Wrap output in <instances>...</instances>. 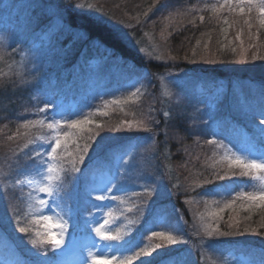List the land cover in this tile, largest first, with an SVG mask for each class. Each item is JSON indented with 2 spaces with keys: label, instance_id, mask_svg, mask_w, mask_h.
I'll return each instance as SVG.
<instances>
[{
  "label": "trees",
  "instance_id": "16d2710c",
  "mask_svg": "<svg viewBox=\"0 0 264 264\" xmlns=\"http://www.w3.org/2000/svg\"><path fill=\"white\" fill-rule=\"evenodd\" d=\"M56 4L65 22L84 26L87 39L72 41L50 13L31 10L34 2L10 6L15 14L12 28L2 30L11 36L0 54V239L10 251L34 262L51 261L59 254L51 228L45 220L37 226L21 199L28 194L25 179L37 160L36 152L26 153L24 144L65 139L58 166L68 202L77 207V237L94 232L86 223L98 209L89 190L101 160L113 162L117 154L112 152L132 139L137 161L127 173L117 168L115 177H123L124 185L138 184L130 207L125 206V218L134 222V230L121 237L126 250L105 260L108 264H123L141 249L145 251L132 264H264V202L240 195L264 192V181L257 178L264 170L234 162L237 147L264 150L259 126L264 107V0L97 1L99 8L115 12L116 22L130 27L127 31L140 32L146 24L161 56L133 46L100 9L99 14L91 6L80 9L72 0ZM23 13L32 19V34L25 39L14 31L23 23L18 16ZM37 48L46 52L39 55ZM107 57L120 60L123 75L96 72L95 65ZM133 76L136 80L129 82ZM57 121L56 128L48 127ZM72 121L81 124L73 128ZM125 122L139 125L125 132ZM113 137L118 140L93 152ZM86 143L89 150L80 163L79 149ZM6 173L16 179L9 181ZM138 176L152 185L160 180L159 189L141 187ZM9 206L16 212L12 227L2 217ZM154 232L173 235L179 243L173 245ZM39 236L43 241L33 242Z\"/></svg>",
  "mask_w": 264,
  "mask_h": 264
},
{
  "label": "rangeland",
  "instance_id": "374dc122",
  "mask_svg": "<svg viewBox=\"0 0 264 264\" xmlns=\"http://www.w3.org/2000/svg\"><path fill=\"white\" fill-rule=\"evenodd\" d=\"M56 1L60 0H20L19 3H14L15 0H0V54L3 49L2 43L7 42L10 39L8 38V36H11V34L5 32L12 28L10 25V20L15 16L14 13L11 14L10 9L12 8H10V6L18 4H24L25 6H27L28 4H31V2H34L35 6L32 7L31 10L38 7L37 9H43L44 12L50 13L44 8V4L56 3ZM72 1H74L76 3V6L80 9L86 10L87 7L91 6V8H93L94 10V13L99 14L101 11L104 14L108 13L109 15L107 16L111 18L112 23L116 24L117 28L122 34H124L125 38L129 39L132 42L133 46H136L140 50L145 51L144 53L146 55H149L147 52H150V54H152L151 52H153L159 56L162 55L160 47L158 48L152 34L150 33V29L147 28L146 24L143 25V30L140 32L135 33V31L132 29L127 31V29H130V27H127L126 25L123 26L119 22H116L117 20H115V12L113 14L111 13V10H104L99 8V5L97 4L98 0ZM16 11L25 12L22 11V9H16ZM18 16L22 17L23 23L19 25L18 28H14V31H17L16 36H24L25 39L27 36H29L28 34H32L31 28L29 27L31 25L32 19H28L29 17H27V13H23ZM2 30L5 31L2 32ZM34 37H37V35H35ZM38 37L39 39L42 38V36L40 35H38ZM45 44L46 43H44V45ZM38 46H41V44ZM37 52L39 53V55H42L44 52H46V50H38L37 48ZM1 58L2 57L0 56V60ZM36 63L39 64V60H37ZM116 64H118L119 67H116ZM120 64V60L117 62L116 60L107 57L98 62L95 65L94 69L99 74H101L100 71L104 70L105 72H109L115 76H119L121 74L123 75L124 73V71L122 70V68L124 67H122V65L120 68ZM36 66L39 67L40 64ZM44 73L45 69H43L42 71L43 75ZM126 77L129 78L130 75ZM131 80H136V76L131 77L129 79V82H133ZM200 88L201 86L198 85L197 90H199ZM165 92L166 95L167 93L169 94V91L167 89H165ZM137 125L139 124L135 122H125L122 123V128L125 132H129L133 129H136ZM54 127L56 128V126ZM56 139L54 143L51 140L49 143H45L44 141L39 142L41 139L39 140L38 138V144L34 142L29 145L30 141L24 144V149L27 148L28 150L26 153H37L38 151L40 155L37 156L36 153L34 154V157L37 159L34 162L35 167H33L32 169L34 171L29 178L25 179V185L27 187L28 194L26 197L21 196V199L26 200L25 207L27 213L34 218L31 220L34 221L37 226H40V224L46 221L45 226L51 228L53 237L56 241H58V243L56 244L58 246L59 254L53 262L29 261L26 258H20L14 250L10 251V249L8 248V244L3 241L4 238H2L0 239V264H94V261H99V263H101L105 260L116 259L121 256L122 252H124V249L126 250V248L123 249L124 243L121 237L134 230V222H131L130 219L125 218V214L126 212H128L126 211L125 206L130 207L129 198H132L133 191L137 190L138 184L124 185L123 177L122 179H117L116 181V177L108 174V172L102 174L101 178L97 180V184L95 186H92V188L89 190V194L95 196L94 199H96V202L94 203V206H97L98 209L95 210L96 215L91 220L86 221V223L94 227V232L90 234L84 233L83 235L76 237L75 235H73V227L75 224H77V207L69 204L68 202L66 193L62 189L63 171L58 166L59 152L62 153L64 147H66L67 144L65 143L64 138L60 139V148L62 149L61 151L59 148L57 149L58 155L55 158L54 155H56L57 152L53 154L51 149L53 147H56ZM116 140H118L116 137L108 139L104 145L95 147L93 149V152H98L101 148L116 142ZM121 149H123V151L122 154L119 153V155H121V159L119 160L121 161L120 166L123 167L125 173H127L132 164L136 163L137 161L136 143L134 140L129 139L124 143V146ZM236 154L242 159L248 158L251 159V161L256 160L257 162H264V150L259 151L257 148H251V145L249 147H237ZM26 162L31 163L29 160H27ZM49 168L52 169L51 172L49 171ZM17 174L24 176L25 178L24 173ZM5 176L9 181H11L12 178L16 179L12 173H6ZM49 176H52L53 179L49 180ZM137 180L140 184L144 183L141 185V187L145 186V188L151 189H159L158 182H161L160 180L158 182L156 180V184L152 185L142 176H138ZM45 187L51 188V194L41 190ZM114 194H119V196H113ZM99 196H104L106 197V199H98L97 197ZM41 200H43L45 203L41 204ZM87 202L91 204V201ZM98 214L100 215V219L98 217ZM15 216V210L13 212L11 206H9V208L3 211L2 217L5 221H8L9 225L12 227L16 223ZM44 217H48V219L45 220ZM97 228L100 229V232L96 231ZM113 229H117L116 233L112 232ZM206 229H209V226H206ZM101 233L115 237V239L106 240L101 235ZM206 233L208 234V232ZM39 241H43L40 236L37 237L33 242ZM29 254L31 253L29 252ZM242 263L247 264L248 262L242 260Z\"/></svg>",
  "mask_w": 264,
  "mask_h": 264
},
{
  "label": "snow or ice",
  "instance_id": "6c2138e0",
  "mask_svg": "<svg viewBox=\"0 0 264 264\" xmlns=\"http://www.w3.org/2000/svg\"><path fill=\"white\" fill-rule=\"evenodd\" d=\"M241 2H244V0H241ZM248 3H253L254 0H247ZM44 8L50 12L51 16L55 18L54 20V24L58 26L59 30L62 31L63 33H67L70 34L72 36V41L77 40V39H87V32L84 30V26L83 25H77L74 23H69V22H65L64 20V11L61 9L59 4L56 3H48V4H44ZM241 12L244 11L243 8L240 9ZM260 13L261 15H264V6L260 7ZM88 23H93L92 21H88ZM261 24H264V20H261L260 22ZM72 41H69V43L66 45V47L70 48ZM93 43H96V41H93ZM165 116L168 115L167 112L164 113ZM84 123H88L87 121H85ZM81 124V121H72L71 127L75 128V127H79ZM59 122L57 121L55 125L53 124H49L48 127L49 128H53L54 126H58ZM259 126L261 127V131L264 132V107L261 108L260 110V115H259ZM90 139V137H89ZM56 147H53L51 149L52 153L55 154L57 152V149L60 148L61 146V141L60 138L57 137L56 139ZM89 150V145L86 143L83 145L82 148L79 149L81 155L79 156V161L80 163H83L84 160V153H87ZM37 156L40 155V153L37 151L36 153ZM236 164L246 168V169H259V170H264V162H257L256 160H252L248 163H245L243 160H241L239 157L235 158L234 161ZM49 171L51 172L52 169L49 168ZM243 175H246L247 173H242ZM219 179H223L224 177H218ZM259 180L264 181V176H259L257 177ZM49 180L53 179L52 176L48 177ZM210 182V181H209ZM42 191H46L49 194H51V188L50 187H45L43 189H41ZM242 197L247 198V200L249 201H262L264 202V192H261L258 196L257 195H253L251 193H242L240 194ZM98 199H106V197L104 196H99L97 197ZM45 202L43 200H41V204H44ZM226 207H231V204H227L225 205ZM221 211H223V209H221ZM45 220L48 219V217H44ZM21 232H25L27 231V229L25 228H21L20 229ZM97 232H100V229L97 228L96 229ZM213 233L211 231L208 232V235H212ZM221 235H225L227 233H220ZM101 235L104 237V239H115V237L109 236L107 234L101 233ZM153 235L156 236H160L162 238H164L165 240H167L169 243H177V237L173 236V235H165V233L163 232H154ZM51 242L52 243H58V241L55 240L54 237L51 238ZM144 249H141L140 252H136L134 253V255L128 256L125 258V261L123 262V264H132V261L141 255L142 252H144ZM94 264H99V261H94ZM104 264H108V261H105Z\"/></svg>",
  "mask_w": 264,
  "mask_h": 264
}]
</instances>
